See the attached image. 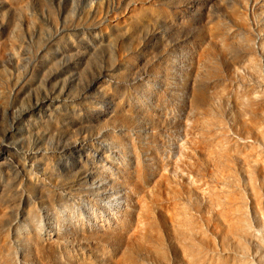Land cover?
<instances>
[{
    "label": "rangeland",
    "instance_id": "374dc122",
    "mask_svg": "<svg viewBox=\"0 0 264 264\" xmlns=\"http://www.w3.org/2000/svg\"><path fill=\"white\" fill-rule=\"evenodd\" d=\"M0 264H264V0H0Z\"/></svg>",
    "mask_w": 264,
    "mask_h": 264
}]
</instances>
